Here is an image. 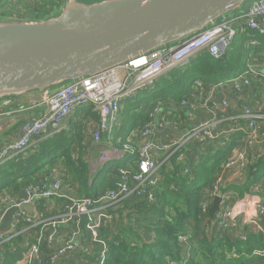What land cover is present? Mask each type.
Wrapping results in <instances>:
<instances>
[{"label":"built area","instance_id":"1","mask_svg":"<svg viewBox=\"0 0 264 264\" xmlns=\"http://www.w3.org/2000/svg\"><path fill=\"white\" fill-rule=\"evenodd\" d=\"M11 1L16 5L22 2ZM25 1H34L33 5L41 3L40 0ZM37 9L34 6L25 13L18 9L20 16L15 17L19 18ZM242 21L251 32L264 35V0L251 3L242 18L219 19L203 31L175 45H167L146 55L131 57L124 65L82 78L53 92L43 93L39 104L45 105L46 111L41 117L22 123L19 136L0 152V164L25 153L36 141L62 133L78 111L91 110L99 115L98 127L91 131L94 142L100 143L103 134H108L111 141L114 139L115 128L121 126L120 118L126 101L153 87L159 77L183 65L200 51L206 50L214 59L223 57L235 41L236 24ZM256 43L253 41L251 44ZM141 59L144 63L139 62ZM257 76L264 78V74L249 67L245 73H238L229 80L214 84L207 93L214 91L215 95L217 90L226 86L236 93L250 90L253 87V79ZM196 84V91H204L202 82L198 81ZM199 100L197 97H192L191 100L185 98L181 106L194 110ZM231 108L230 101L217 100L214 97V121L199 124L182 137L162 141L157 138V129H169L172 123L162 114L161 105H154L147 112L149 120L144 127L133 131L138 132V148L135 149L132 144L125 145L124 153H130L134 162L119 167L115 171L118 178L113 188L99 192L98 198L78 199L64 195V174L55 169L49 177L43 176L39 181L30 184L23 193L14 197L6 196L4 199L7 206L0 207V228L6 212L13 208H17V211L13 214L7 232H0V262L3 248L9 244L15 246L18 241L16 239L24 236V242H19L14 247L23 249L20 264H79L81 260L74 254L79 253L86 245L100 249L99 261L94 264H104L108 245L101 237L100 231L114 223L115 216L110 212L116 211L124 201L133 197L139 198L138 200L146 198L153 204L156 201L154 189L161 180V166L191 143H198L201 148L213 143L222 147L234 145L204 193L200 227L205 235L210 239L236 236L246 242L249 231L264 239V183L256 184L250 192H244L243 195L227 189L229 173L241 178L243 186V179L251 167L264 156V106H258L254 111L245 109L241 114L231 113ZM222 114L228 115L221 116ZM2 116L3 113L0 114V119ZM4 127L0 121V132ZM158 155L165 156L161 164L157 161ZM184 159V153L178 154V161ZM195 161L196 158L188 160V167L185 169V174L189 175L191 180L194 178L193 167L197 163ZM56 198H69V201L58 209V205L53 204ZM216 198H220L221 202L215 220L211 221L209 212ZM28 205L33 207L31 213L23 209V206ZM82 215L87 216L83 230L80 228ZM66 225L71 227V232L61 238V227ZM32 235H35L34 239ZM193 238H196V232L180 236V242L187 248V258L183 264H190ZM252 257L257 260L256 264H264V244L263 248L252 252Z\"/></svg>","mask_w":264,"mask_h":264},{"label":"trees","instance_id":"2","mask_svg":"<svg viewBox=\"0 0 264 264\" xmlns=\"http://www.w3.org/2000/svg\"><path fill=\"white\" fill-rule=\"evenodd\" d=\"M62 4L61 0H51L46 6H41L24 16L34 17V14H37L38 17H44L58 11ZM17 12L18 9L3 10L1 15H11ZM236 27L240 35L237 37L236 34L234 43L223 57L214 59L206 50L200 51L183 65L171 69L155 81L154 86L148 89L154 102L135 117L133 131L144 127L149 120L148 110L156 104L162 106L161 102L173 100L180 108L182 100L189 96L197 80L202 82L204 87L211 89L214 84L228 80L238 72L245 73L249 68H247L249 61L262 59L263 53L260 52H264V35L248 30L244 21L237 23ZM253 41L257 43L252 45ZM161 108L162 114H165V108ZM82 114L99 117L91 110L78 111L75 116ZM122 126L121 123L120 129ZM85 130V122L79 127L70 123L62 133L41 140L25 153L0 164V185L2 184L0 201L6 196L14 197L23 193L30 184L39 181L43 176L49 177L53 169L64 174V178L70 182L78 199L85 197L95 199L99 197L97 195L99 192L113 188L118 178L115 171L119 167L127 166V160L119 159L120 165L107 173L104 181L97 186L96 193L91 195L90 189L96 186V179L101 173V168L96 169L92 177L90 176L89 158L92 159L96 155L94 153L88 157L90 150L85 141ZM102 137L109 139L108 134H103ZM116 141L115 137L111 140L115 147L120 148ZM75 142L76 145H74ZM195 144L201 147L198 143ZM207 148V153L201 155L199 161L194 164L192 180L189 175L185 174L188 162H179L178 155H173L161 166L162 178L155 186L156 201L153 204H150L146 198L138 200L139 198L133 197L124 201L123 207L118 211L110 212L115 216L114 223L100 231L101 237L108 245L104 264H172V262L183 264L187 258V248L180 242V236H188L193 231L196 232V238H200L198 244L206 248V251L200 254L204 257V262H202L195 251L196 238H193L190 264H247L255 260L252 252L263 248L262 236L249 234L246 242L236 236L210 239L200 227L204 193L234 145L222 147L214 144L213 147L208 146ZM263 181L264 156L255 166L251 167L243 180L242 187L244 188L241 187V189L244 192H250L253 186ZM152 217H155V220H151ZM118 220L120 226L116 227ZM143 222H146L144 226ZM144 231L149 233L150 240L145 238ZM16 240L18 241L15 246L19 242H24V236ZM15 246L9 244L3 248L0 264H15L22 257L23 249L14 248ZM99 254V248L86 245L74 256L81 260L79 264H94L99 261ZM236 254L238 257H234Z\"/></svg>","mask_w":264,"mask_h":264},{"label":"water","instance_id":"3","mask_svg":"<svg viewBox=\"0 0 264 264\" xmlns=\"http://www.w3.org/2000/svg\"><path fill=\"white\" fill-rule=\"evenodd\" d=\"M247 1L62 0L45 19L0 17V101L53 92L181 42ZM220 202L216 198L210 209L211 221ZM23 209L31 213L33 207ZM16 211L6 212L1 233ZM81 218L83 230L87 216Z\"/></svg>","mask_w":264,"mask_h":264},{"label":"crops","instance_id":"4","mask_svg":"<svg viewBox=\"0 0 264 264\" xmlns=\"http://www.w3.org/2000/svg\"><path fill=\"white\" fill-rule=\"evenodd\" d=\"M6 10V9H3ZM2 10V11H3ZM8 10V9H7ZM263 53L262 54V59L261 60H251L248 63V67H251L253 69H255L257 72H259L260 74H264V52H260ZM229 80V79H228ZM196 87V86H195ZM193 88L192 91L190 92L189 96L184 97L191 100L192 97H197L198 99L201 98V94H203V92L200 93L199 91H196V88ZM204 91L207 92L210 90L209 88L204 87ZM35 94L33 93H29V94H24L22 96L19 97H14V98H8L6 100H4L3 102L0 101V111L1 113L4 114V116H2V123L5 125L6 124V129L9 126L10 122L14 123L13 125H10L9 129L6 131V129L2 130V132H0V147L4 148L5 146H7L8 144H10L11 142L14 141L15 138H17L20 134V128L23 122L27 121V120H32L35 118H39L41 117L44 112L46 111V106L43 104H35L33 103L35 97L33 96ZM42 96V94H41ZM215 98L217 100H223L226 99L228 101H230L231 103V109L230 112L231 113H237V114H241L245 111V109H252L253 111L258 107V106H264V78L261 76H257L256 78L253 79V87L250 90H244L240 93H236L234 91L231 90V88L229 86H226L224 89H219L217 90V92L215 93ZM163 105L161 107H164L166 110V113L164 115H166L167 118H169L170 120H172L175 123L181 122V125L178 126H174L172 128L163 130L158 128L157 129V138H159L162 141H167V140H171L172 138H179L182 137L184 135H186L188 133V131L190 129H192L193 127H195L198 124H202L206 121H209L211 119V115L205 111L203 109H199L198 111L196 110L197 114L196 117L193 121H195L196 125L192 127V125L194 124V122L190 123V119H186L184 118V113L189 110L187 109V107H178L176 106V104L174 103L173 100H166L164 102H161ZM200 111V112H199ZM199 112V113H198ZM77 114V112L75 113ZM73 116V118L71 119L70 123L73 124H77L78 119H81V121H79L80 125L85 122L86 123V130H85V141L87 143V147L89 148L90 152L88 153V157L92 156V154L95 153V157H93L92 159L89 158L90 160V168H91V173L90 176L92 177L93 173L96 171V167L100 166V168L106 164L109 161L112 160H119V159H123V157L126 156V154L122 151H120L117 147H115L114 142L112 143L107 137L101 139V142L97 144V142H94L91 135V131L96 130L98 127V123H99V117H93L91 115H86V114H82V115H77V116ZM228 114H222L221 116H226ZM82 116V117H81ZM99 116V115H98ZM195 116V114H194ZM70 123L67 124L66 129L68 127V125H70ZM130 142L133 145V147L135 149L138 148V143H139V136H138V132L134 133L132 132L130 134ZM39 141H36L35 143H37ZM74 145H76V142L74 143ZM211 147L214 146L213 144H210ZM264 147V146H262ZM208 148H201L199 146H197L195 143H191L189 145H187L185 148H183L178 154L180 153H184L185 154V159L183 161H179V162H185L187 163L188 160L190 159H195V162L199 161V158L201 155H204L207 153ZM214 150V149H213ZM1 152V151H0ZM93 152V153H91ZM91 153V154H90ZM176 154V155H178ZM196 154V156H195ZM198 158V159H197ZM157 161L158 163H162L163 162V155H158L157 156ZM134 162L133 158L131 157L129 160H127V165L130 163L132 164ZM188 167V166H187ZM190 167V166H189ZM162 175V174H160ZM162 178V176H161ZM244 180V179H243ZM264 183V181H263ZM242 187V181L241 178H237L236 176H234L232 173H229L228 176V181H227V189L233 190V191H237L239 194L242 191L241 189ZM244 188V187H242ZM62 192L64 193V195H66L67 197H73L76 198L77 194L76 192L72 189L70 182H68L66 179H64V184H63V188H62ZM244 194V193H243ZM241 195V194H240ZM69 201V198H56L53 200V204H57L58 206H63L65 203H67ZM123 207V205H122ZM70 226L67 227H63L60 230V237L61 238H65V236L69 235L70 231ZM194 232V231H193ZM249 234H254L252 232L248 231V237ZM33 239L35 238V235H32ZM228 237H233V236H228ZM233 258V257H228ZM22 257L19 258V260L15 263V264H20L22 261ZM222 261V260H221ZM257 260H252V262H248L247 264H256ZM65 264H69L68 262H66Z\"/></svg>","mask_w":264,"mask_h":264},{"label":"rangeland","instance_id":"5","mask_svg":"<svg viewBox=\"0 0 264 264\" xmlns=\"http://www.w3.org/2000/svg\"><path fill=\"white\" fill-rule=\"evenodd\" d=\"M40 1H41V3H36V5H33L34 1H25V0L23 1L22 0V2L19 5H16L12 1L10 2V0H2L0 2V6H1L0 7V17L4 16V18H7V17L16 18L15 15L17 17L20 16L18 13H14V14H11V15H8V14L1 15V12H2L3 9H6V11H7V9L8 10H17V9H19V11H21L22 13H25V11L32 10V8L34 6H36V8H40L41 6H46L48 4L47 0L46 1L45 0H40ZM87 1H93V0H87ZM255 1H258V0H248L243 5L242 8H240L237 11H233V12H230V13L224 15L221 18V20H234V19L242 18L243 15L247 12V10H248L249 6L251 5V3L255 2ZM8 13H10V12H8ZM53 13H51V14H53ZM51 14H47L44 17H42V16L41 17H38V16H34V17L21 16L19 18L20 19H45V18H47V16H49ZM0 21H3V20H1V18H0ZM236 29H237V37H238L240 35L239 29H238V27H236ZM175 44H177V43H175ZM175 44H170L168 46H172V45H175ZM229 79H231V78H229ZM196 82H198V80ZM196 82H195V84H196ZM196 86H197V84H196ZM201 92H203V94H201V98H200V100L198 102V106L195 107L194 110L189 109V110H187L184 113L185 120L186 119H190L189 120L190 123L194 122L192 127L196 125L195 121H193V120L195 119L196 114H197L196 110L198 111V108L200 106L201 107L199 109H203L204 112L207 111L211 115V119L209 121H212V120L214 121V97H215L214 91L212 93H207V92H205L203 90H200V93ZM33 94H35V95H33L35 97V99L33 100L34 101L33 103H35V104L40 103L41 102V98H42L41 93L37 92V93H33ZM153 102H154V99L152 97V94L148 90H143V91L139 92V94H138V96L136 98H134L133 100H128L126 102V108L124 106L125 109H124V112L122 113L121 118H120V121H121L123 126H122L121 129L117 126L115 128V130H114V133H113L114 137L117 139L116 143L120 146V148H118L120 151L125 152L124 151L125 150V145L126 144H131L130 143V134L133 132V129H134L133 127H134V124H135V121H136L135 117H137L142 111H144L147 108V106L149 104H151ZM181 105H182V102H181ZM0 114H1V111H0ZM194 114H195V116H194ZM76 119L78 120V122H77V124H75V126L79 127L80 126L79 121H81V119H78V118H76ZM0 121L3 122L2 119H0ZM27 121H31V120H27ZM209 121L204 122V124L209 122ZM171 123H172L171 128L174 127V126H178V123H179V125H181V122H179V121H178V123H174L171 120ZM13 124L14 123L10 122L9 126L7 127V129H6V124H5L4 130L6 129V131H7L9 129L10 125H13ZM119 126H120V124H119ZM197 126H199V124L196 125L195 127H193L192 129H190L188 131V133L191 132ZM120 140H122V142H120ZM2 149L3 148L0 147V151H2ZM130 158H131V154L130 153H128L125 157H123V159H126V160H129ZM119 165H120V161L115 159V160L107 162L106 164H104L101 167V173L98 176V178L96 179V186H94L93 188L90 189V194L91 195H94L96 193L97 186L100 185L104 181L107 173L109 171L117 168ZM1 186H2V184L0 185V189H1ZM228 190H230V189H228ZM230 191H232V190H230ZM240 194L243 195L242 193H240ZM130 204H132V203H130ZM4 206L5 207L7 206V203H6L5 199L0 201V207H4ZM120 208H122V206H120L118 209H116V211L119 210ZM58 209H59V206H58ZM151 220H155V217H152ZM145 224H146V222L142 223L143 226ZM116 225H117L116 227L120 226L119 225V220L117 221ZM133 226H134V224H133ZM63 227H67V225L66 226H62L61 228H63ZM144 236H145V238L147 240L151 239L149 233L146 232V231H144ZM199 240H200V238H196V240H195V251L198 253L197 256L202 260V262H204V257H202L200 254H201V252L206 251V248H202V246L200 244H198ZM190 254H192L191 251H190ZM234 257H238V255L236 254Z\"/></svg>","mask_w":264,"mask_h":264},{"label":"bare ground","instance_id":"6","mask_svg":"<svg viewBox=\"0 0 264 264\" xmlns=\"http://www.w3.org/2000/svg\"><path fill=\"white\" fill-rule=\"evenodd\" d=\"M139 62H140V63H144V60H143V59H141ZM138 65H140V64H138Z\"/></svg>","mask_w":264,"mask_h":264}]
</instances>
